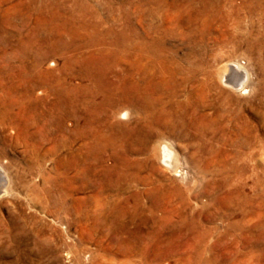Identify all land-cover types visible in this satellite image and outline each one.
<instances>
[{
    "label": "rangeland",
    "instance_id": "374dc122",
    "mask_svg": "<svg viewBox=\"0 0 264 264\" xmlns=\"http://www.w3.org/2000/svg\"><path fill=\"white\" fill-rule=\"evenodd\" d=\"M0 170V264H264V0H0Z\"/></svg>",
    "mask_w": 264,
    "mask_h": 264
},
{
    "label": "bare ground",
    "instance_id": "6f19581e",
    "mask_svg": "<svg viewBox=\"0 0 264 264\" xmlns=\"http://www.w3.org/2000/svg\"><path fill=\"white\" fill-rule=\"evenodd\" d=\"M221 5V4H220ZM33 10V9H32ZM234 33V32H233ZM236 67V68H234ZM240 69V70H239ZM42 70V69H41ZM239 70V71H238ZM231 71V73H230ZM48 72V71H47ZM236 77H233L232 75ZM43 77V76H42ZM218 81L221 84H225L232 90L233 92L244 90V84L247 80V74L244 70H242L238 66H224L217 72ZM249 77V76H248ZM242 79V82L240 81ZM241 82V83H240ZM219 84V83H218ZM246 89V88H245ZM247 91V89H246ZM243 93V92H242ZM229 99V98H228ZM75 105V104H74ZM120 108V107H119ZM123 109V108H122ZM130 110L125 108V110H120L116 115L118 118H126ZM81 115V113H80ZM115 115V116H116ZM231 116V115H230ZM243 116V115H242ZM110 118V117H109ZM110 120V119H109ZM120 120V119H119ZM106 121V120H105ZM248 123V122H247ZM78 125V124H77ZM78 127V126H77ZM249 127V126H248ZM97 129V128H96ZM243 132V130H242ZM250 132V130H249ZM74 134V133H73ZM98 134V133H97ZM257 134V133H256ZM254 135V134H253ZM253 139V138H252ZM237 140V139H236ZM249 140V139H248ZM249 142V141H248ZM256 142V141H255ZM236 144V143H235ZM244 145V144H243ZM246 145V144H245ZM71 156V155H70ZM148 156V155H147ZM74 157V156H73ZM150 157L153 160V163L159 167V169H163V171H172L176 172L179 168L180 161L178 158L177 152L174 148L165 142H157L151 149ZM70 158V157H69ZM72 159V158H71ZM195 169V168H194ZM3 172L0 170V197L2 195H8L10 189V181H7V177L5 178ZM181 177V176H180ZM220 178V177H219ZM138 191V190H137ZM196 204V203H195ZM217 229V228H216ZM218 230V229H217Z\"/></svg>",
    "mask_w": 264,
    "mask_h": 264
}]
</instances>
